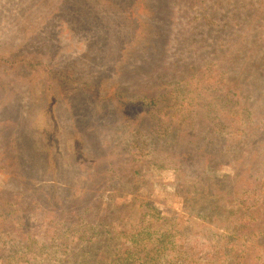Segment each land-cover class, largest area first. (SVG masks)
<instances>
[{
    "label": "rangeland",
    "instance_id": "rangeland-1",
    "mask_svg": "<svg viewBox=\"0 0 264 264\" xmlns=\"http://www.w3.org/2000/svg\"><path fill=\"white\" fill-rule=\"evenodd\" d=\"M35 5L59 33L6 39ZM0 17V52L27 62L0 68V264H264V0H0ZM72 63L80 79L57 71ZM91 85L138 107L100 114ZM45 119L81 152L51 187L24 157Z\"/></svg>",
    "mask_w": 264,
    "mask_h": 264
},
{
    "label": "trees",
    "instance_id": "trees-1",
    "mask_svg": "<svg viewBox=\"0 0 264 264\" xmlns=\"http://www.w3.org/2000/svg\"><path fill=\"white\" fill-rule=\"evenodd\" d=\"M41 1L43 0H37V2H41ZM35 6L36 7H33L32 10L29 9V6L27 8L20 6V7H16L15 9H13L14 11L12 13V16L11 17L9 16L10 20L7 22V25L2 28V31H1V32L4 31L2 34L5 36L6 39L10 37L16 39L17 37L16 35H20V37L23 36L24 34L30 35L35 31V28H37V26H35L36 23H40V25L39 24L38 25L41 26V24L48 22L47 20L52 21L54 23L50 26L55 31L54 35L59 33L58 24H56V22L54 21L56 20L58 15H56V13L50 14V13H53L51 10L46 11L45 9L39 8L38 5H35ZM1 19L2 18L0 17V20ZM55 39L56 40L58 39L59 41L60 38L58 36H55ZM23 57L24 56H22L21 58H18V53L16 52V50L11 51L10 53H8V55L6 54V56L4 53L0 52V68H2V70L5 68L9 69V68H12V65L16 64L17 62H21V61L25 62ZM12 59H15V60H12ZM64 67L65 68L58 69L57 71L62 72L64 71V69L69 67L70 69L68 70V74L73 75V77L80 76L79 75L80 73L75 68V64L72 63L70 66L69 64H67ZM80 68L81 66L78 67V69ZM73 82L76 83L78 82V80L74 79ZM61 83L62 85L69 84V82L66 80H61ZM104 90L105 88L103 87L95 90L94 86L92 85L88 88V92L90 93L91 97L95 100V109L100 114L106 113L108 109L110 110L109 104L113 102H116L117 105L119 104L121 107L126 104L135 105L131 101L127 102V100H125L124 97L120 95V93L116 90H109L106 92H102ZM54 100L55 98H52L49 101L51 110L53 109V106L51 105L55 104ZM135 106L138 107L137 105ZM46 122L47 120L45 119L37 123V128L41 134L40 139L43 145L42 150L41 151L40 150L36 151L37 149L30 150L24 154V157L26 158V162L28 165V171H29L28 175L29 176L34 175L38 180H40L39 182H43L42 184L43 186H46L48 184L49 187H51L50 182H52L54 178L58 177L57 174L60 169V166L62 165L63 167H65L64 164H69L70 161L78 160L79 156H81V152L79 150V147L77 146V143H76V140L73 134L71 137H73L74 142L69 143L73 147L68 149L66 151L67 153L63 152V150L60 148L61 146L60 139L65 137L64 133H66L67 131L62 130L61 128H58V133H57V130H56L57 128H50V123H49L50 121L48 122V124ZM53 123L56 124V127L58 126L57 122L53 121ZM26 124L27 123H25V125ZM22 128H27V127L22 126L20 127V130ZM26 137L28 138V136ZM23 144H24V141H23ZM58 159H61L62 161H64V163L62 164L59 163L58 165V161H57ZM72 193L73 192L71 191L69 192V194H72ZM102 233H106V232H101V233L96 232L97 236ZM104 236L105 235H102L100 236V238L103 239Z\"/></svg>",
    "mask_w": 264,
    "mask_h": 264
}]
</instances>
